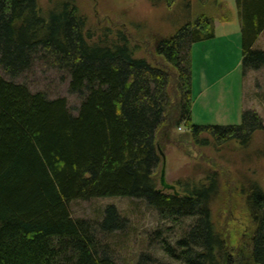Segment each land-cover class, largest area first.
Wrapping results in <instances>:
<instances>
[{
    "label": "trees",
    "instance_id": "1",
    "mask_svg": "<svg viewBox=\"0 0 264 264\" xmlns=\"http://www.w3.org/2000/svg\"><path fill=\"white\" fill-rule=\"evenodd\" d=\"M148 1L178 6L185 19L155 38L152 60L137 55L126 32L94 36L70 0L46 14L38 0H0V68L6 74L0 72V264H121L98 236L124 228L118 208L107 205L104 218L94 222L74 218L69 207L76 199L114 195L145 199L176 220H192L174 242L161 239L164 253L177 262L264 264L262 184L246 191L255 230L250 244L235 250L213 221L216 174L186 181L178 193L160 189L156 175L158 143L171 140L175 125L184 124L197 145H208L210 137L244 145L264 132L262 117L251 109L241 124L192 120V46L214 37V22L229 21L230 13L219 0ZM236 3L243 67L260 69L264 49L253 45L264 31V0ZM37 60L70 74V91L81 96L77 113L67 97L50 98L11 79ZM161 263L144 252L131 264Z\"/></svg>",
    "mask_w": 264,
    "mask_h": 264
},
{
    "label": "rangeland",
    "instance_id": "2",
    "mask_svg": "<svg viewBox=\"0 0 264 264\" xmlns=\"http://www.w3.org/2000/svg\"><path fill=\"white\" fill-rule=\"evenodd\" d=\"M65 0H38L43 14ZM86 19V28L94 36L106 29L126 32L138 56L152 60L156 37L173 33L184 22L181 8L154 6L148 0H70ZM230 13L229 21L216 19L215 36L192 46V120L201 125L241 124L244 111H257L264 122V67L246 71L243 67L241 21L236 0H219ZM195 11V5L193 8ZM254 49H264V35ZM155 56V54H154ZM0 72L6 75L0 68ZM8 78H11L8 76ZM29 85L33 91H44L48 97L65 96L73 113H77L81 96L70 91V74L50 67L40 60L20 76L11 78ZM171 140L158 146L166 156V178L177 191L184 182L200 183L208 175L219 179L216 197L211 203L213 221L232 249L250 244L255 224L247 202L249 187L254 182L264 186V132L254 133L247 144L228 141L217 144L210 137L208 145L195 144L184 124L175 125ZM163 157L157 172L158 186ZM170 191L169 189H163ZM114 204L127 223L123 229L99 232L106 252L121 264L136 262L149 252L163 264H182L167 256L161 239L175 241L192 222L161 212L145 199L132 196H104L76 199L69 203L74 218L99 222L107 205ZM183 220V221H182ZM182 222V223H181ZM162 232L159 235L157 230ZM161 263V264H162Z\"/></svg>",
    "mask_w": 264,
    "mask_h": 264
},
{
    "label": "water",
    "instance_id": "3",
    "mask_svg": "<svg viewBox=\"0 0 264 264\" xmlns=\"http://www.w3.org/2000/svg\"><path fill=\"white\" fill-rule=\"evenodd\" d=\"M158 149H159L161 156L163 157V167L161 170V178H160L161 185H162L163 189L173 190L175 193H178L176 185L167 181V178H166V156L159 146H158Z\"/></svg>",
    "mask_w": 264,
    "mask_h": 264
},
{
    "label": "crops",
    "instance_id": "4",
    "mask_svg": "<svg viewBox=\"0 0 264 264\" xmlns=\"http://www.w3.org/2000/svg\"><path fill=\"white\" fill-rule=\"evenodd\" d=\"M264 35V31L261 33V35L259 36L258 40ZM180 128V127H179Z\"/></svg>",
    "mask_w": 264,
    "mask_h": 264
}]
</instances>
